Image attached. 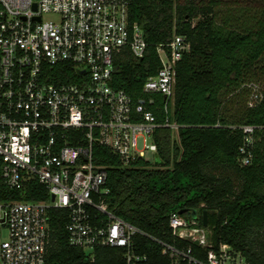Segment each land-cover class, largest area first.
<instances>
[{"label": "built area", "instance_id": "obj_1", "mask_svg": "<svg viewBox=\"0 0 264 264\" xmlns=\"http://www.w3.org/2000/svg\"><path fill=\"white\" fill-rule=\"evenodd\" d=\"M130 2L0 0V186L19 190L37 180L48 195L0 202V264H45L50 209L69 212L70 245L89 253L120 247L126 264H245L227 244L213 249L207 227L179 213L170 216L169 227L185 246L152 240L166 259L154 262L132 240L146 234L107 209V171L95 164L94 147L109 149L123 167L137 159L152 164L149 154L154 165L155 132L182 127L171 115L177 64L190 48L183 36L155 48L159 65L142 86L143 99L135 103L111 85L116 58L128 53L139 61L147 54L143 30L129 19ZM242 88L249 107L263 100L261 83ZM153 95L163 98L161 121L149 109ZM238 129L237 164L245 167L264 126Z\"/></svg>", "mask_w": 264, "mask_h": 264}, {"label": "trees", "instance_id": "obj_2", "mask_svg": "<svg viewBox=\"0 0 264 264\" xmlns=\"http://www.w3.org/2000/svg\"><path fill=\"white\" fill-rule=\"evenodd\" d=\"M129 19L143 30L147 54L139 61L128 53L116 58L111 85L135 103L143 99L142 86L159 65L155 48L173 35L183 36L190 48L177 64L171 115L182 127L172 142L169 129L155 132L162 167L145 159L123 167L109 149L94 147L95 164L107 171L108 211L147 235L132 240L136 251L154 262L166 259L152 240L185 246L173 236L169 218L186 209L197 212L199 226L207 212L213 249L227 244L245 264H264V130L257 132L252 164H237L238 127L264 126V98L249 107L242 88L264 77V67L258 66L264 54V0H131ZM153 98L149 109L161 121L163 98ZM46 199L37 180L19 190L0 186V202ZM48 214L45 264H126L120 247L89 253L70 245L69 212L50 209Z\"/></svg>", "mask_w": 264, "mask_h": 264}, {"label": "water", "instance_id": "obj_3", "mask_svg": "<svg viewBox=\"0 0 264 264\" xmlns=\"http://www.w3.org/2000/svg\"><path fill=\"white\" fill-rule=\"evenodd\" d=\"M162 163L158 162L157 160V156L155 157V165H161ZM54 199V197L52 196V200ZM179 214L180 215H187V216H190L191 218L193 219H196L197 218V212L196 211H188L186 209L184 210H180L179 211ZM202 225L204 227H207L208 226V217H207V212L206 211H203L202 212Z\"/></svg>", "mask_w": 264, "mask_h": 264}, {"label": "rangeland", "instance_id": "obj_4", "mask_svg": "<svg viewBox=\"0 0 264 264\" xmlns=\"http://www.w3.org/2000/svg\"><path fill=\"white\" fill-rule=\"evenodd\" d=\"M46 18H48V19H52L53 16H51V15H47ZM258 66H259V67H264V54H263V56L261 57V59H260V61H259V63H258ZM259 81H260V83L264 86V77H263L261 80H259ZM176 135H177V132L171 130V134H170L171 142L174 140V138L176 137ZM147 158H149V159L151 160L152 164H153V162H154V155L149 154ZM156 166H158V165H156ZM159 166H160V165H159ZM160 167H162V165H161ZM215 173H216V172H215ZM4 236H5V233H4Z\"/></svg>", "mask_w": 264, "mask_h": 264}]
</instances>
